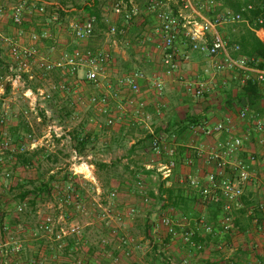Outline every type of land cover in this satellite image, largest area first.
I'll list each match as a JSON object with an SVG mask.
<instances>
[{
  "label": "crops",
  "instance_id": "0c3cea01",
  "mask_svg": "<svg viewBox=\"0 0 264 264\" xmlns=\"http://www.w3.org/2000/svg\"><path fill=\"white\" fill-rule=\"evenodd\" d=\"M44 1H49V4L52 3L50 2L51 0ZM88 1L92 0H74L80 6L85 5ZM195 1L198 2V0ZM130 2L134 3V0H130ZM140 10V16L126 34L112 37L108 35L107 31L102 37L93 35L85 41H76L70 30L72 25H82L89 18L84 12L70 14L66 17V26L55 25L52 29H50L49 22L44 20L45 17L42 15L31 12L25 17V20L29 22L28 28L33 32L29 35L27 45L32 42L30 37L37 33L39 40L36 46L47 57L51 55L52 50L55 51L52 54H55L56 57L66 53H73L76 50L109 51L111 61L106 67L108 79L104 82L103 88L95 90L97 95L110 94V111L108 115H102L105 116L106 122L109 119L113 120L112 126L108 127L106 124L108 130L113 129V133H109L104 141L112 145L115 139H119L125 145V150L118 149L117 153H124V156L121 157L122 164L129 175H131L132 181H134L132 173L141 172L148 165L153 167L152 171H148L151 173L150 175L143 176V174H140L144 178L146 185L145 194L153 203L149 205V210L146 212L150 221L148 222L147 218L144 228H139L142 229V233L129 239L125 235V233L130 235L129 231L121 229L120 225H112V222H114L112 219L111 222L104 223L105 227L98 231L103 242H99L98 247L93 245L91 247L89 246V234L90 232H95V230H88L84 227L83 240L85 247L82 252L85 251L86 256H84L82 261L84 264H153L151 259H157L155 264H170L171 262L181 264L183 260H187L190 264H229V261H234L237 264H259L264 258V210L261 209V205L264 203V148L258 144L255 136L246 139L248 134L247 124L238 118L241 108L238 107V103L235 100L232 106L236 109L237 115L234 114L230 107L227 106L226 95V92H231L232 97L236 99L243 85L242 76L237 72L231 71L216 72L212 68L213 61L192 52L190 60L182 63L179 72L167 75L162 65V40L159 34L156 36L155 33V28L156 26L158 28L159 22L157 21L156 23L155 17L148 13L147 10ZM72 11L74 12V9ZM104 11L108 27L112 24L121 27V19L114 15L110 9H105ZM225 29H221L222 34ZM233 31L235 33L232 37H227V35L223 34L226 41L229 39L236 42L242 39L246 40L252 33L254 34V39L264 44V32L250 28L248 23L233 25ZM178 48L182 52L190 51L189 46L183 40L178 43ZM241 57L247 59L246 56ZM134 72H143L148 78L147 81H140L139 83L141 93L138 101L134 105H128L122 99L112 98L113 91H108L106 84L109 82L115 86L119 79ZM155 78L163 84L164 89L161 94L156 92L151 86L150 81ZM201 83L207 84L211 90L205 94L207 97H204V95L196 98L188 91L189 85L194 89L196 85ZM151 90H154L158 95H164L168 91L175 98L176 94L178 97L173 101L171 99L168 100L166 96L164 99L160 98V102H156L150 100L147 96ZM123 96L120 95L122 98ZM197 99H199L198 102H196ZM142 103L146 106L141 109L140 105ZM114 104L118 106L113 107ZM114 109H117V111ZM127 112L130 114H126ZM116 114L119 117H114ZM188 115L201 117V123L177 137V134H175L176 128H178L177 125ZM249 117L254 116L249 114ZM218 123H223L231 128L232 137L243 138L245 152L238 155L237 158L239 160L247 161L250 155L256 157V162L252 166V182L246 187L244 193L243 209L234 213L233 229L230 232L221 231V213L218 215L214 207L204 205L195 191L181 183L182 179L187 175L205 177L208 173L214 171L213 164L207 161V154L220 149L228 136L217 132L212 136H205L200 128L213 129ZM164 130H169L171 133L174 132L179 145L178 151L180 149L186 150L183 156H178L176 170L173 176L165 182L167 187L174 186L176 195L179 191V195L176 198L179 206L171 209L175 211L176 215H184L192 219L204 217L217 232L214 236H208L203 233L197 235L195 241L203 247L201 251L192 249L180 239L174 241L165 239L162 243L155 241L156 239L154 240L151 234L150 224L152 221L154 222V217H158L161 213H166L167 210L152 197V195H158L160 183L158 184L157 182V158L150 149L149 138L150 131L158 133ZM92 134L95 139L97 131ZM110 160L103 161V164L107 165L108 168H111L114 164ZM189 160L192 161L191 166L187 165ZM97 184L101 194H99L96 187L91 186L94 187L97 195L103 199L106 190L99 185L98 181ZM129 185V181H124V179L120 181L111 179L109 182L111 193H116V198L117 196L127 197V195L122 193V189ZM78 187L80 192H82V189H80L82 185ZM137 191L141 194L136 188ZM135 194L137 196L129 197L133 204L136 203V199H143V194ZM109 195H106L107 199ZM126 197L125 199H118V204H126L124 201L127 199ZM163 198H165V195ZM6 206L7 209L15 208L16 203L12 202ZM1 207L3 205H0V209ZM5 210H0L2 222L7 223L13 230H17V227L22 226L28 234V238L23 241V252L18 257H14L10 261L11 264H28L33 260L39 264H65L71 262L67 258L68 256L71 257L70 253L74 256L77 255L79 249L76 247L75 241L72 248L67 249L65 247L63 251H59L57 247H54V243L47 238L34 239L30 236V231L36 227L41 218L39 217L40 212L35 211L36 209L31 212L32 217L38 219V222L33 227H26L23 222H18L17 224V222L12 221L11 215L7 213L10 210ZM121 211H124L122 207ZM117 228H119V231ZM124 236L132 241L128 248L119 242L120 239L125 238ZM4 240L5 234L0 231V244ZM114 240L119 241L116 244ZM148 245L150 246L148 247ZM126 248L130 250V253L134 254V257L132 256L130 259L124 257ZM0 256L3 257L1 252ZM3 259L5 258L0 257V262Z\"/></svg>",
  "mask_w": 264,
  "mask_h": 264
},
{
  "label": "built area",
  "instance_id": "2783aa9c",
  "mask_svg": "<svg viewBox=\"0 0 264 264\" xmlns=\"http://www.w3.org/2000/svg\"><path fill=\"white\" fill-rule=\"evenodd\" d=\"M1 1V0H0ZM9 6V20L15 27H21L28 13L44 16L45 9L36 8L30 0H3ZM56 1V0H53ZM110 11L121 19L122 24L119 29L116 24L109 26L108 35L116 37L124 35L140 16V8L132 2L125 0H109ZM253 10V5H247L241 12H234L229 9H219V4L214 0H163L157 3L152 1L147 12L152 14L159 26L155 28L156 36L159 34L162 40L163 59L162 65L167 75H173L180 71L183 62H188L191 58V52L199 54L213 61L212 68L216 72L231 71L242 73V83L244 84L250 76L253 75L257 81H264V70L253 69L247 66V59L235 57L240 52L238 45L230 46L228 41L221 33V29L233 26L239 23L249 22L244 18V13ZM2 12V11H0ZM52 20L57 21V15H52ZM256 23L262 24V19ZM94 22L87 18L82 25H72L70 30L76 41H85L93 36ZM31 44L25 46L19 42L9 41L8 60L5 62L6 78L5 88H9L12 94L20 93L21 97L28 103L31 110L44 111L46 117L50 120V114L43 103L52 100L53 93L46 88L38 87L33 89L30 83L35 79L33 66L37 67L44 75L58 73L61 82L53 87V90L59 94H77V89L88 87L92 92L88 96L90 105L97 108L100 115H108L110 111V94L97 95L95 90L103 88L104 82L108 79L106 67L111 61L109 51H80L62 54L56 57L52 50L48 57L43 55L37 48L39 36L33 34L30 37ZM183 40L190 51H180L178 43ZM80 73H82L80 75ZM148 78L143 72H134L118 80L115 86L111 83L106 84L108 91H113L111 95L114 99H122L128 105H134L138 101L141 93L140 81H147ZM153 89L161 94L163 84L157 79L150 81ZM189 85V84H188ZM81 86V87H80ZM5 89V90H6ZM4 88H0L2 93ZM211 89L205 83L196 85L194 89L189 85L188 91L196 98L203 97ZM94 91V92H93ZM124 92V93H123ZM120 95H124L123 98ZM146 105L142 103L141 109ZM122 109V108H121ZM249 108L244 106L239 112V119L246 122L248 134L246 139L255 136L256 141L264 148V117H249ZM110 117V116H109ZM107 126L113 125V120L106 122ZM4 121H0V151L15 153L24 151L23 147L14 148L8 139L2 133ZM205 136H212L217 133L226 134L228 137L223 146L207 154V161L214 166V171L208 173L205 177L187 175L181 181L190 189L195 191L204 205L218 206L221 213L220 228L222 232H230L233 229V215L235 212L243 209V197L246 187L252 182V166L256 162V157L250 155L247 161L239 160V154L244 153L243 138L231 136L232 130L223 123H218L213 129L200 128ZM46 140L68 139L70 136L54 121H49L47 126ZM149 145L153 155L157 158V182L164 183L170 179L177 167L178 143L176 137L169 136L166 132L150 131ZM40 143L31 141L28 151L38 149ZM72 164L69 169L68 180L60 189L62 196L59 199L58 210L60 211L58 219L53 215L47 214L39 219L36 227L30 231V236L34 239L47 238L56 244L58 250H64L69 240H74L76 247L80 250L85 247L83 240V228L77 224H68L64 206L75 203L76 209L81 214H86L85 206L80 204L82 195L79 185L86 182L99 191L95 178V166L92 163L93 157L90 155L81 156L76 150H72ZM1 162V159H0ZM191 166L192 161H187ZM84 171L80 172L79 169ZM145 171H152L151 165L144 167ZM8 177V175H7ZM160 185V184H159ZM136 188L143 194L145 203L151 200L146 196V185L141 175L137 176ZM116 198V193L108 196V206L98 204L101 210V220H112L111 201ZM165 199V198H163ZM26 203L17 207V213H23ZM264 210V203L261 205ZM167 212L161 213L157 220L150 224L151 234L155 241L161 243L165 239L174 241L180 239L196 251H201L203 247L196 243L195 238L199 233L208 236L217 234L214 227L206 221L204 217L192 219L184 215H176L171 208ZM135 209H129L128 215L135 214ZM110 222V221H109ZM108 222V223H109ZM0 231L5 234V240L0 244V252L5 258L0 264H11L14 257H18L23 252L24 242L16 238L15 231H24L22 226L13 230L7 223L0 225ZM121 243L128 248L132 241L122 238ZM125 255H130V250L125 251ZM28 264H39L33 260ZM65 264H84L79 259ZM174 264V263H170ZM181 264H190L183 260ZM229 264H237L229 261ZM259 264H264L261 261Z\"/></svg>",
  "mask_w": 264,
  "mask_h": 264
},
{
  "label": "rangeland",
  "instance_id": "374dc122",
  "mask_svg": "<svg viewBox=\"0 0 264 264\" xmlns=\"http://www.w3.org/2000/svg\"><path fill=\"white\" fill-rule=\"evenodd\" d=\"M134 4L139 7L137 3L134 2ZM8 6L9 5L3 0L0 1V11H2L0 12V59L2 61V64H0V88H4V90L6 89L5 62L8 60L7 54L9 51V41L19 42L27 46V43L29 42V35L33 33L27 26L29 24L27 20L23 21L21 27H15L12 25L9 20L10 15ZM234 33L235 32L233 31V26L229 28L226 27V29L223 31V34L225 36L227 35V37H232ZM33 71L35 79L30 83L31 87L46 88L53 93L52 100L42 104V106L49 111V114L51 116L50 120L48 119V117H46V119L41 117L40 111H32L31 107L21 97L20 93L12 94L11 91L7 92L6 89L4 93L0 91V102H2L0 116L4 118L2 133L14 148L23 147V149L27 150L30 146L31 141H36L40 143L38 149H41V152H44V154H41L38 159H36V163L34 166L29 168H22L15 165V161L7 157L6 152L0 151V205H3V207H1V210L7 209L6 205L15 202V199L18 198V192L10 190L15 182H28L26 189L31 190L33 188L39 187L42 183L50 181V178H53V182L51 184L52 191H50L49 195L42 196L38 199L35 211L40 212L39 217L51 214L55 219H58L60 213V211L58 210L59 199L62 196L60 189L63 187V183L66 182L68 175H70L69 169L72 164L71 158L73 146L71 144V140L68 139H44L49 121H54L59 126H61L69 136H71V133L79 131L82 127L84 128L86 133H95V131H97V137L94 139L93 144L89 145L86 153L81 154V156H93L92 163L95 166L94 175L96 181H98L99 185L106 190L105 197L102 199L97 195L94 187L86 182L81 181L82 187L80 189H82V192H80V194L83 195L80 204L85 206L86 214L79 213V211L76 209L77 205L75 203H72L69 206H64L67 223L80 225L83 229L84 227L88 230L94 229L95 232H90L89 234V246L92 247L93 245L94 247H98L99 242H103L98 231L105 227L104 223L112 221H102L101 218H99L101 216V210L98 208V204H102L105 207L108 206L106 195L111 194V187L109 186V182L111 179H117L119 181L121 179H124V181L127 180L130 183L129 186H125L122 189V193L124 195H127V197L125 196L127 199L124 200L126 204H118V199H125V197L121 196H117V198H114L111 201V217L115 222H112L113 224H111L114 226L120 225L121 229L129 231L130 235H127L125 233V235L129 239L134 235L138 236L139 233H142V229L139 228H144V225H146L145 221L149 217L148 215H146V212L149 210V205L153 203L152 201H150L149 203H145L144 199L141 198L136 199L135 204L130 201V196H137V194L135 193H138V195L140 193L138 191L136 192V183L135 181H132L131 175H129L122 164L121 157L124 156V153H117V150L124 149L125 145L119 139H115L112 145H109L108 142L104 141V139L108 137L109 133H113V129L111 128L110 130H108V128L106 127L105 116L100 115V113L97 111V108L89 104L88 96L92 92V90L88 87H81V89H77V94H59L58 92L53 90V87L60 83L62 80L58 73L55 72L44 75L35 66H33ZM81 74L82 73H80V75ZM147 96L150 100H154L156 102H160L159 99H164L166 96L168 100L171 99L173 101H175V99H177L178 97V95L176 94L175 98L168 91H166L164 95H158L154 90H151L147 94ZM198 101L199 99H197L196 102ZM117 106L118 105L114 104L113 107ZM238 107L240 106L238 105ZM114 110L117 111V109ZM230 110H232L233 113L237 115V111L234 107L230 108ZM65 111L71 112V116L67 119L63 118L65 116H63L62 118H58V115H61L59 114V112L64 115ZM126 114L130 113L127 112ZM114 117L119 116L118 114H116V116L114 115ZM24 123H26L30 127L32 138L21 132V127ZM17 125H19V130H17L18 134L15 133L16 131L14 132V129L17 127ZM17 135L21 136L20 141L17 140ZM47 155H49V157H47ZM107 160H110L112 163H114L113 167L115 168H101L98 166V164L105 165L103 164V161ZM79 171L83 172L84 169L81 168L79 169ZM29 182H31L32 184H29ZM137 205H139V207H137ZM27 207L28 206L26 205L24 209L26 210ZM121 207L122 209H124V211H121ZM130 208H134L136 212L135 214L129 216L127 214V210H129ZM7 210H10L9 212H7L10 215L15 211L14 208H8ZM138 210L140 211L138 212ZM154 220L156 221L157 217H154ZM149 221L150 218H148V222ZM37 222L38 219L31 216L28 219H25L23 223L26 227H33V225H35ZM131 225H133L132 228H130ZM117 229L119 231V228ZM13 235L16 238L21 239L22 241L28 238L26 230L25 232L15 231ZM118 241L119 240L115 241V243L117 244ZM119 242L121 243V241ZM53 245L54 247H56L55 243ZM149 246L150 245H148V247ZM69 255L71 257L68 256L67 258L68 260H71V262L74 261V259L84 260L86 252H82L81 249L77 251V255L74 256L71 255V253ZM132 256L134 257V254L132 253H130L129 256H126L124 254V257L126 259H130ZM151 260L152 262H150L153 264L157 262V259Z\"/></svg>",
  "mask_w": 264,
  "mask_h": 264
},
{
  "label": "trees",
  "instance_id": "16d2710c",
  "mask_svg": "<svg viewBox=\"0 0 264 264\" xmlns=\"http://www.w3.org/2000/svg\"><path fill=\"white\" fill-rule=\"evenodd\" d=\"M31 1V0H30ZM126 2H130V0H125ZM152 1L156 0H134L135 3L139 5L140 9L147 10L149 5ZM163 0H157L158 2H161ZM219 4V9H229L234 12H241L243 9L246 8L247 5H253V10L244 13V18L249 22V27L254 29H259L264 32V0H214ZM49 1L39 0V1H31V3L35 4L36 8H42L44 7L45 13H44V20L49 22L50 29H52L55 25H61L66 26V17H68L70 14L78 13V12H84L86 13L89 18H91L94 22V28H93V35L94 36H104L105 33L108 31V22L105 17V9L109 8V0H92L86 2L85 5L80 6L79 4L75 3L74 0H56V1H50L52 3H48ZM74 9V12L72 11ZM57 15V21L52 20V15ZM259 19H262V24L256 23ZM122 23V21H121ZM120 29V27H119ZM254 34L250 33V35L246 38V40L242 39L241 41H233L232 39L227 40L228 44L230 46L232 45H238L240 47V52L238 54H235V57L238 58L240 56H246L247 57V66L253 69H259L264 70V44L259 42L257 39H254ZM0 64H2V61L0 59ZM240 76H242V73H240ZM33 89H36L35 87H32ZM10 89L7 88V92H9ZM227 95V106L232 108L235 100L237 101V105L240 106L242 109L244 106H248L249 113L254 117H263L264 116V81H257L253 75L250 76V79H248L241 87L239 95L236 96V99L232 97L231 92H226ZM204 97H207L205 95ZM1 105L2 102H0V112H1ZM65 114L60 116L58 115V118L67 119L71 116V112H64ZM41 117L46 119V115L44 111H40ZM54 118V117H52ZM4 121V118L0 116V121ZM201 117L197 116H186L184 120H181V122L177 125L178 128L175 131V134H177V137L184 134L185 132L189 131L190 128H194L195 126H198L201 123ZM17 130H19V125L14 129V132L17 133ZM168 133L169 136L175 135L174 132L171 133L169 130H164ZM163 131V132H164ZM21 132L25 135H28V137L32 138L31 129L30 127L24 123L21 127ZM18 134V133H17ZM71 144L73 146V150H76L79 155L85 154L89 145L93 144L94 141V135L92 133H86L84 128L82 127L79 131H75L74 133H71ZM17 140H21V136L17 135ZM2 139L0 137V143ZM186 150L180 149L178 151V155L183 156ZM44 154V152H41V149H36L34 151H17L15 153L6 152V156L13 159L15 161V165L22 168H29L35 165L36 159L38 157ZM49 157V155H47ZM101 168H108L107 165H100ZM113 167V166H112ZM111 167V168H112ZM115 168V167H113ZM143 174L148 176L151 173L148 171H145L143 169L141 172H135L132 173V178L136 182L137 176ZM69 177V175H68ZM68 177L66 181L68 180ZM53 182V178H50V181L42 183L39 187L33 188L31 190L26 189L28 182L23 181H17L15 182L12 187L10 188L11 191H17L18 192V198L15 199L16 207L14 208L15 211L11 213L12 221L17 222H24L25 219H28L32 216L31 212L36 207L37 200L45 195H49L50 191H52L51 184ZM29 184H32L29 182ZM175 188L174 186L167 187L166 183H160L159 185V192L157 196H153L154 200L158 201L163 205L165 209L168 208H178L179 203L176 200V198L179 195L175 194ZM181 193V192H180ZM165 195V199H163V196ZM176 195V196H175ZM174 198V199H173ZM23 203L27 204V209L24 210L23 213H17V207ZM217 211V214H220V209L218 206H214ZM1 210V209H0ZM0 223L2 224V219H0ZM16 224V223H15ZM14 224V225H15ZM20 224V223H19ZM196 239V238H195ZM74 246V240H69L67 249L72 248Z\"/></svg>",
  "mask_w": 264,
  "mask_h": 264
}]
</instances>
